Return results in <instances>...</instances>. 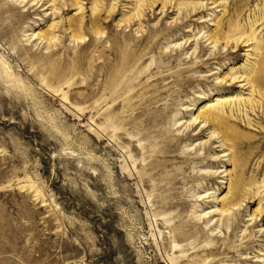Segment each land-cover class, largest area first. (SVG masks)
<instances>
[{"label":"rangeland","instance_id":"rangeland-1","mask_svg":"<svg viewBox=\"0 0 264 264\" xmlns=\"http://www.w3.org/2000/svg\"><path fill=\"white\" fill-rule=\"evenodd\" d=\"M54 1L0 0V264H264V108L195 121L264 82V0Z\"/></svg>","mask_w":264,"mask_h":264},{"label":"bare ground","instance_id":"bare-ground-1","mask_svg":"<svg viewBox=\"0 0 264 264\" xmlns=\"http://www.w3.org/2000/svg\"><path fill=\"white\" fill-rule=\"evenodd\" d=\"M29 1H31L33 3V5L34 4L35 5L50 4V7H51L50 11H54V5H55L54 0H29ZM45 1H47V2H45ZM60 1H63V0H60ZM123 1L124 0H111V4L109 5L110 10L107 12L106 17L111 19L114 16V14H116L118 7L122 6L121 3ZM69 3L71 6L75 7V11L77 12V15L83 14V11L85 9L83 7L82 0H69ZM147 3H149V4L147 5ZM131 5L133 6L132 10L130 11L132 13V15L126 19H128V22L135 21V22H133V24L137 22L138 26H140V24H139L140 20H141L142 16H144L146 9L148 11H152V13L154 12V10L156 8H160L159 11H161V12L163 10H165L166 7L170 8V9L177 10V6H175L176 4L174 3L173 0H136V2L134 4H131ZM212 5H214V4H212ZM91 6H92L91 14L93 17V15L97 12V8H96L97 5H96V3H91ZM125 7L123 6L121 8L123 9ZM92 17H91V21L95 20V17L94 18H92ZM80 20L82 21L83 18H81ZM259 21L260 20H255L253 23H250V32H251L250 34L247 35L244 32L236 30L237 33H235L233 36H231V38L225 37V39L223 40V42H224L223 44L225 46L231 45L234 50L239 49V48H251V50L247 49L246 54L248 52H254V51L259 50V48H257L259 46V43H257V41H255L256 38L253 35L254 34L253 30L256 26L258 27ZM261 21H262V19H261ZM80 23L81 24H79L80 26L78 27L79 28L78 32L81 31V29H82V27H81L82 22H80ZM91 24H92L91 27H93L95 25V23H91ZM123 25H124V23H123ZM119 26H122V25L120 24ZM48 29H51V26ZM238 30H239V28H238ZM78 32H75L73 34V36H72L73 42L83 39L81 34H80V36H78L76 34ZM96 33L98 35H100V37L103 35L102 33L100 34L97 31H96ZM33 38H38L39 40H41V43L45 42L44 44H46V48H45L46 50H48L52 47H56L55 43L57 42V40H56L55 36L51 33H49L48 35L34 34ZM208 40L209 41L211 40V43L213 45H216V43H219V41H220V40H218V38L212 39L210 37ZM250 55L251 54H247L245 57L248 58ZM252 69H250L251 73H253V72L255 73V71L258 70V69H256L255 65ZM236 81H239V82H236ZM235 82L242 84V85L240 84L241 90H243L244 87H247L248 90L246 89V91H248V95H247L246 99L243 100L240 95L233 97V98H229L227 100L215 99L213 104H206L200 109V111H198V113L195 117V121H198V120L202 121V123H204L205 125L207 123H210L213 125L222 126L226 123L228 117H232L231 107L233 105L236 107V110L239 113H242V115H243V113H245V115H246V107L249 108L250 110H253L255 108L254 106H259L262 109L264 108L263 101L258 102V104L256 103V101L255 102L252 101L253 100L252 99L253 92L256 89H257L256 91L260 95L259 99L263 100L262 99L263 95L260 93V88L264 87V82L262 80L255 79V81L253 82L252 77H247V75L244 79L242 77H240V78L229 77V79L227 80V83H229V86H232L233 84H235ZM231 104H232V106H231ZM259 107H258V109H259ZM226 109H230L228 115L226 114V111H227ZM221 146L223 147L224 145L222 144ZM227 190H228V193L226 195V198H228V196L230 194H231L230 196L236 195V193L240 191V182L237 180H230Z\"/></svg>","mask_w":264,"mask_h":264}]
</instances>
